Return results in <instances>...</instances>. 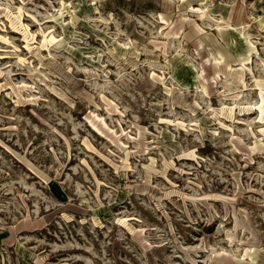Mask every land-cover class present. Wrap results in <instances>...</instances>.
Listing matches in <instances>:
<instances>
[{"label":"rangeland","instance_id":"374dc122","mask_svg":"<svg viewBox=\"0 0 264 264\" xmlns=\"http://www.w3.org/2000/svg\"><path fill=\"white\" fill-rule=\"evenodd\" d=\"M0 264H264V0H0Z\"/></svg>","mask_w":264,"mask_h":264}]
</instances>
